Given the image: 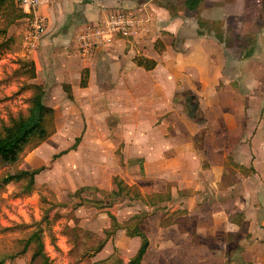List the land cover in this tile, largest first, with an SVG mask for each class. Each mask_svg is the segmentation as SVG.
<instances>
[{"label":"crops","instance_id":"0c3cea01","mask_svg":"<svg viewBox=\"0 0 264 264\" xmlns=\"http://www.w3.org/2000/svg\"><path fill=\"white\" fill-rule=\"evenodd\" d=\"M181 2L59 0L43 8L52 34L32 54L36 82L55 110L56 129L72 128L69 116L59 118L58 102L69 112L108 114L125 131L123 172L133 163L140 172L123 178L151 194H170L163 208L195 217V233L171 225L179 233L161 236V248L182 246L189 236L210 239L220 244L223 264H264V0H203L197 11L174 12ZM116 8L139 14L148 32L88 57L78 54L76 34ZM57 43L66 44L63 56L44 60V50ZM58 53L55 47L51 56ZM209 255L213 264L217 256Z\"/></svg>","mask_w":264,"mask_h":264},{"label":"rangeland","instance_id":"374dc122","mask_svg":"<svg viewBox=\"0 0 264 264\" xmlns=\"http://www.w3.org/2000/svg\"><path fill=\"white\" fill-rule=\"evenodd\" d=\"M174 12L189 14L183 2L174 8ZM19 26L16 21L6 27V21L0 15V126L27 114L32 85L44 88L36 82L37 72L36 78L30 79L28 71L31 67H24L31 63L35 65L36 55H29L24 48ZM50 34L52 32L48 31L42 41ZM65 45L57 43L50 51L45 49L43 59L56 57L59 60ZM55 47L59 53L51 56ZM47 64L50 69L53 62L47 61ZM58 105L59 118L63 122L69 116L72 128L56 129L55 134L38 148L25 150L18 162L0 165V180L22 171H40L34 177L31 190L27 188V177L3 186L0 184V256L12 255L6 264H30L33 250L29 248L22 252L24 241L38 229L42 231L48 264L126 263L140 246V239L127 232L137 224L152 239L151 251L143 264H191L190 254L192 264H210V251L217 256L213 258V264H223L224 258H220L218 252L220 244L210 242V239L191 240L189 236V241L181 240L182 246L177 242L161 248V236L179 233L167 229L171 225L177 224L182 234L195 233V217L184 216L180 210L163 208L164 203L153 207L147 199L131 200L123 196L114 200L112 193L117 176L143 195H151L141 182L123 178L124 174L134 178L138 171L135 170L137 163H128L132 164L131 168L123 172L127 166L123 154L125 131L110 124L108 114L100 119L101 115L93 109L69 112L61 102ZM98 119L101 120L99 124ZM115 224L121 228L115 230ZM104 240V247L96 252ZM42 259L33 264H42ZM235 262L247 264L239 259Z\"/></svg>","mask_w":264,"mask_h":264},{"label":"trees","instance_id":"16d2710c","mask_svg":"<svg viewBox=\"0 0 264 264\" xmlns=\"http://www.w3.org/2000/svg\"><path fill=\"white\" fill-rule=\"evenodd\" d=\"M203 0H184L183 4L188 11H197ZM0 15L6 21V27L12 25L14 22L19 21L26 17V13L17 7L15 0H0ZM206 25L205 22H201V26ZM217 38L223 40V34L220 31L217 32ZM230 42V41H229ZM228 44V43H227ZM253 49H249L244 58H247L252 53ZM139 65L146 67L147 69L153 68L155 63L150 61H139ZM30 68V79L36 78V68L33 63L24 65ZM23 67V68H24ZM82 87L87 86V76L82 78ZM33 94L29 99V108L27 114H21L16 118H12L8 125L0 126V165L14 164L18 162L27 149L34 150L43 144L46 140L52 137L56 132V113L54 108L48 106L44 102V88L41 85H32ZM65 92L70 99H73L71 87L69 85L64 86ZM40 172L35 171H22L17 175H8L0 180L1 186L10 182L21 180L24 177L28 178L27 188L32 189L34 183V177ZM115 189L113 191L114 200L120 197L127 196L131 200H149L151 206H157L160 203H166L171 201L170 194L154 193L151 195H143V193L137 188L128 185L120 177L114 178ZM30 192V191H29ZM166 208V207H165ZM114 222L115 218L112 217ZM117 224V223H116ZM115 224V230H119L121 227H117ZM128 234L131 237H139L141 239L140 247L135 256L128 260L126 263L121 264H141L147 250L150 246V241L147 232L140 227L139 224L134 228H128ZM104 241L100 242L96 248V252H100L104 247ZM20 243H23L21 241ZM33 250V255L30 264H33L38 259H42V264H48V261L44 253V244L42 240V231L38 229L34 231L24 241L22 252H26L28 249ZM12 258V255L0 256V264H6L7 259Z\"/></svg>","mask_w":264,"mask_h":264},{"label":"built area","instance_id":"2783aa9c","mask_svg":"<svg viewBox=\"0 0 264 264\" xmlns=\"http://www.w3.org/2000/svg\"><path fill=\"white\" fill-rule=\"evenodd\" d=\"M59 0H15L16 5L26 13L19 20V34L29 55L39 47L49 31L48 16L43 8ZM148 32L145 21L139 14L127 9L116 8L95 24L85 25L75 36L74 49L82 57H88L107 47L118 39H137Z\"/></svg>","mask_w":264,"mask_h":264}]
</instances>
